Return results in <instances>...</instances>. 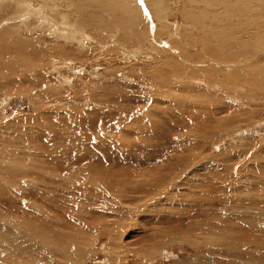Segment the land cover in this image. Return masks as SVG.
Returning a JSON list of instances; mask_svg holds the SVG:
<instances>
[{"label":"rangeland","instance_id":"1","mask_svg":"<svg viewBox=\"0 0 264 264\" xmlns=\"http://www.w3.org/2000/svg\"><path fill=\"white\" fill-rule=\"evenodd\" d=\"M164 1L167 17L173 15L155 20L150 8L145 6L144 0H138L141 5L135 0L142 11V19L148 25L146 32L149 34L148 42L145 40L137 46L134 40L125 39L123 42L119 40L124 28H119L120 30L112 28V31L109 29L110 32L104 28L96 29L98 30L96 32L86 31L81 29L73 18L67 19L66 25L85 35V38L80 35L77 37L81 40L80 43L77 39L68 42L52 38L48 34L35 33V36L40 34L38 35L40 39L43 38L40 44L42 47L50 45L60 52H66L64 48L70 50L64 58L55 55L43 61L46 62L42 72L43 80H37L36 88L31 86L35 82L33 77L29 81H21L28 79L33 70L26 71L24 68L6 70L0 67L2 87L0 120L13 122L14 119H21L23 122L20 130H15L12 125L15 130L12 134H8L4 129L0 131L1 140L4 138L7 144H13L20 149L15 156L17 159L15 164L24 168V176L18 179L17 184H9V189L13 195L23 197L27 205L31 207L35 205L36 208L33 209L35 213H38V207H44L43 199L47 198L49 204L45 210L54 221L53 230L49 233L53 236L57 231L65 230L68 233V239L66 236L64 241H60L66 247L67 257L70 255L68 259L60 255L61 250H55L61 248L55 243H52L53 246L43 247L48 252L45 258L51 264H194L197 257L203 258L204 262L200 261V264H210L205 258L203 248L197 246H206L203 238L194 231L187 230L189 226L197 223L200 228L197 226L195 229L199 231L206 228L210 233L212 229L223 237L234 236V241L240 244L241 241L246 242V247L242 246V252L247 249L248 257L244 259L241 252V255L235 258L245 264L259 262L264 264V178H261L262 181L254 178L256 174L264 177V100L254 98L247 100L245 95L251 92L240 85L224 88L214 83L215 89H210L195 80L185 84V87L191 85L193 90L197 91L193 93L194 95L204 94L205 98L208 97L209 101L214 102L213 104L221 102V105L240 108L236 101L238 99L243 110L249 109L252 105L250 109L259 110V115H251L252 112L248 111L220 121L228 115L226 109L218 106H215L217 109H213L187 105L190 99L184 95L190 93H184L185 88L180 84L174 85L172 78L168 80L169 86L156 85L150 73L153 72L155 75L168 73L164 69L149 72L147 65L149 66V63L153 65L160 60L161 55H156L159 49H165L172 55L173 52H177L176 47L171 45L172 42L179 41L185 44L180 41L184 32V21L179 12L183 0H178L177 3L176 0ZM52 2L56 3L55 6L47 3L48 16L51 19L60 21L68 16L76 18L68 3L63 0ZM168 11H171L170 14ZM101 18L105 23L111 21L109 13L106 12ZM164 20L167 21L165 24L168 29L169 25L172 27L173 33L169 32L160 38L150 36L155 31L158 24L156 22ZM33 21L34 16L31 15L30 22ZM138 24V29L143 30V21ZM13 30L11 32L16 35V30ZM130 30L129 34H132ZM184 49L188 50L187 46ZM192 52L195 50L189 53ZM75 54L77 59L73 56ZM25 60L32 63L29 58L25 57ZM185 66L187 70L195 69L198 73L205 69L202 63L186 62ZM35 70L37 71V68ZM219 73L215 77L218 80L224 77L223 73L220 75ZM231 76L225 73V77ZM44 87L53 88L54 98L59 100L62 98L63 101L48 102L51 98L47 97L51 94L36 98V92L44 95ZM198 102L201 103V99H198ZM37 105L41 108L49 107L51 112L58 108L72 114L61 115L52 112L37 117L35 116ZM149 107H157L159 112L151 113L150 119L147 120L139 118L138 114L143 118L146 116L144 112H149ZM125 112L132 113L134 118H128L129 114ZM196 118L199 124L197 127L192 125ZM132 119L137 120L133 122ZM216 120L220 122L215 124ZM209 124H212L211 128L215 126L218 128H214L210 133L207 131L205 141L194 139L193 136L190 139L185 138L186 131ZM127 127L137 131L124 134L120 138L123 142L120 143L116 136ZM77 129L79 132H76ZM214 133L218 135L215 136ZM76 134H82L84 137L78 138ZM180 134L184 137L181 135L177 138L176 136ZM32 144L42 149L36 152ZM122 144L125 149L119 150ZM52 145L56 148L53 149ZM23 146L27 148L24 149ZM1 148L2 146L0 162L5 159L9 162L8 157L2 156L8 149L5 147L2 151ZM28 150L29 152H26ZM22 154L24 156H21ZM178 156L192 158L185 165H181L177 162ZM6 165L9 164H3ZM183 169L185 174L191 172L192 180L187 184L183 183L185 175L180 174ZM156 171H160L161 174ZM171 172L176 176L180 174L177 177L178 187L168 179ZM85 173L91 174L90 177L96 175V179L92 176L93 180L90 178L92 181L88 183ZM144 173L146 175H143ZM155 173L153 181L165 180L171 185L159 183L160 189L149 190L152 196L157 193L158 199L155 198L146 205L143 200L146 194H140V190L134 191L127 186L129 184L130 187L131 181L150 179L148 176ZM138 175L140 176L136 177ZM251 183L253 184L249 185ZM236 184L240 186L237 187ZM235 185L237 188H234ZM240 191H243L242 198L239 195ZM2 198L5 199L4 196ZM155 201L158 202L155 204ZM16 206L17 203L7 201V210L5 211L1 205L0 208L9 214ZM225 207L227 213L219 214L218 211ZM1 209L0 214L3 213ZM228 214L233 218V221L230 218L232 224L229 228H225V225L219 222H216L215 226L211 224L212 216L216 215L220 221H224V216L227 217ZM241 218L243 220L239 221ZM65 222L68 225L66 228L63 226ZM86 223L94 227L85 230ZM231 231L232 233L227 236ZM165 234H168L167 241L162 238ZM192 240L198 241L196 248L190 246ZM35 242L40 243V235ZM34 244L36 243L31 239L25 240L28 250L34 249ZM85 247L84 253L81 254ZM15 254L21 259L28 257L26 252L17 251ZM78 254L81 255L80 259L77 258ZM213 256L220 259L221 264L229 263L225 261L226 256L222 253H213Z\"/></svg>","mask_w":264,"mask_h":264},{"label":"bare ground","instance_id":"2","mask_svg":"<svg viewBox=\"0 0 264 264\" xmlns=\"http://www.w3.org/2000/svg\"><path fill=\"white\" fill-rule=\"evenodd\" d=\"M52 1L53 0H0V67L3 69H6V70H12V69H17V68H24V69H26V71L33 70L32 75L28 79H26V80L21 79V81H29V79H32L31 77H33L35 79V82H33L32 83L33 85H31V86H33L35 88L37 87V80H43V77H42L43 73L42 72L46 67L45 66L46 62L43 63V61L46 59H49L50 56H55V55L58 57L64 58L65 56L68 55L70 50L67 51V49L64 48V50H66V52H60V51H58V49H54L55 47H51L50 45H48V47H47V45H46V47H42L40 44H42L41 40L43 38L40 39V37L38 36L40 34H38L36 36L34 34L35 33L36 34L37 33H41V34L44 33V34H48V36L51 35L52 38L56 37L59 40L64 39L68 42L76 40L77 37H79V35L82 36V38H83V36L85 38V35H82V32H80L79 30H76L72 26L70 28H68L69 26L66 25V23L68 22L67 19L73 18V20H76L77 24L82 27L81 29H86V31L95 30V32H96V31H98L96 29H99V28H102V29L104 28L105 31H107L106 29H108V30L111 29V31H112V28L113 29L118 28V30H120L119 28H124V33L120 35L121 37L119 38V40L122 42L125 39L134 40L135 46L140 45L145 40H146V42H148V37H149L148 35L149 34H147V32H146L148 25H147L146 21H144L142 19V17H141L142 11L140 10L139 6H137L135 0H63L65 3H68L70 6L69 8H71L75 12L76 18H74V16H68V18L61 19L60 21L51 19L48 16L49 8H47V3L54 5V6L56 4V3L54 4V2H52ZM136 1L138 4L141 5V3L138 2V0H136ZM144 2L146 3L145 6L147 5L150 8L152 16L155 20L168 18L169 16L171 17V15H173V14H171V15H168V17H167V11H165L166 5H165L164 0H144ZM168 2L170 3V1H168ZM175 2L177 3L178 0H176ZM181 4H182L181 5L182 7L179 10V12H180L181 18L184 21V25L182 24L184 32L181 34L182 38H180V41L182 40V42L185 43L184 45L187 46L188 50L184 49L185 46L183 44L179 43V41H174L171 43V45L175 46L177 49V52H175V53L173 52L174 55L169 54L168 51H166L165 49H159V51H158V53H156V55H161L160 60L156 61V63L153 61L154 62L153 65H152V63L151 64L149 63V66L147 65V67H148L147 69L149 70V72H151L153 70L164 69L165 71H167L168 74L167 75H165V74L155 75L153 72H151L150 76L152 78V81H154L156 83V85H158V84L164 85L165 84V85L169 86L170 83L168 82V80H171V78H172L174 85L180 84V86L185 88V89H183L184 93H187V92L190 93V95H184V94L183 95L190 99L188 101V103H186V104L191 106V107H206V108L217 109V108H215V106H218L219 108L226 109V112L228 113V115L226 116V118H221L220 121L221 120H227V119H229V118H231L237 114L248 112V111L252 112L251 115H259V110L250 109L251 107H253V105L250 106L249 109L243 110L241 108L242 103L240 101H238V99L236 101H237V103H239L240 108H236V107L231 108L230 106L221 105V102H218L217 104L216 103L213 104L214 102L209 101V99H207L208 97L205 98L204 94L203 95H200V94L194 95L193 93H196L197 91L195 92L191 85L188 87H185V84H188L191 81L195 80L196 82L198 81V83L203 84L204 87L206 86L210 89H215L213 87L214 83H218L219 86L224 87V88H227L230 85H240L241 88H247L248 91L251 92V93H248L245 95L247 100H252L253 98L264 100V0H183L181 2ZM213 4H216V5H213ZM170 6H172V3L170 4ZM170 6H169V8H171ZM104 12H106L107 14L109 13L111 21L108 22L106 20L108 23H105V21L102 20V18H101L103 16ZM170 12H169V14H170ZM31 15L34 16V21L32 23L30 22V16ZM140 21H143V23H144V27H143L144 29L143 30L138 29V25H139L138 23ZM165 22H167V21L164 20L161 22H156L158 24L155 28V31L154 32L152 31L153 33L150 36L160 38L161 36L166 35L169 32L171 33L172 27H170V25H169V29H168V27H166ZM13 29L16 30L15 31V32H17L16 35L11 32V31H14ZM70 29H72V30H70ZM129 30L132 32V34H129L130 33ZM109 32H110V30H109ZM144 33H145V35H144ZM95 35H96V37L98 36L97 34H95ZM98 40H100V39H98ZM101 40H102V38H101ZM79 41L81 42V40H78L77 42L80 43ZM98 46H99V44H98ZM153 48L154 47H152V49ZM27 50H31V51H27ZM193 50H195V52H192V54L189 53L190 51H193ZM19 55L22 57H17ZM73 56H75V58H76L77 54H75ZM25 57L31 59L30 61L32 63H27V60H25ZM68 57H66V58H68ZM154 57H155V54H153L152 59H154ZM69 58H71V57H69ZM24 61H26V63H24ZM186 62H188L189 64H192L193 62L195 64L202 63V67H205V69L202 70L201 72H199L200 74L195 69H193V71H191V69L187 70L186 66L184 67V64ZM187 66H188V64H187ZM36 68H37V71L35 70ZM219 72L223 73L222 76H224V77H222L221 79L218 80L215 77L218 75L217 73H219ZM220 73H219V75H220ZM225 73H229L232 76L230 78L229 77L227 78V77H225ZM199 81H202L203 83L199 82ZM167 86H165V87H167ZM165 87H162V88L165 89ZM0 88H2V87L0 86ZM150 89H151V87H150ZM7 90H10V89H7ZM31 90H34V89L31 88ZM31 90H28V92H30ZM2 91H4V90H2ZM43 92H44V95H43V93H40V92L37 93L36 92V94H35L36 98L39 96H41L43 98L46 95L51 94L49 97H47V98H51L48 102H57V100L63 101L62 98L60 100L54 98L55 94L53 93L54 92L53 88L44 87ZM168 92H170V89ZM95 93H94V95H95ZM208 93H210V92H208ZM14 94H16V93H14ZM198 99H201V103L198 102ZM156 108L151 107L149 112H144L145 115L148 117L144 116V118H143L139 114H138V117L141 118L142 120H144V119L147 120L150 117L151 113L159 112V111H157L158 108L157 109ZM139 110H141V109H139ZM52 112L56 113V114L58 113L61 115H62V113L69 114V113H67V111L59 110L58 108ZM52 112H51L49 107L41 108V107H39V105L35 106V113H36L35 116L37 115V117L39 115L45 116V114H48V113L50 114ZM75 112H76V110H75ZM70 113H71V111H70ZM82 113L80 112V114H82ZM125 113H128V112H125ZM71 114H69V115H71ZM136 116L137 115H135V117ZM68 117H71V116H68ZM127 117L128 118L133 117L132 113L129 114ZM20 120L21 119H14V120H12L13 122H11V121L1 122V120H0V131H1V129H4L6 132H8V134H12V133H14L15 130H20L22 123H23ZM135 120H137V119H134L133 122ZM120 121L121 120H119V122ZM220 121L216 120L214 123L218 124V122H220ZM131 123H132V121H131ZM71 124H72V122H71ZM193 124L196 127H197V125H199L197 118L195 119L194 122H192V125ZM212 124L202 125L200 127L198 126V128L192 129L193 131L192 130L186 131L184 133V135L187 137H185V138L190 139V137L193 136V137H195L194 139H200V140L203 139V141H205L204 139H205V137H207V133H210L211 131H213L214 128H216V126L211 128ZM12 125L15 128V130H13ZM222 129H221V131H222ZM9 131L11 133H9ZM42 131L47 132V133L50 132L49 130H42ZM136 131H137L136 129L131 130L130 128L127 127L125 130L122 129V131L120 133H118L116 137H117L118 141L120 143H122L123 141L121 142L120 138L124 134L132 133V132H136ZM76 132H79V130ZM82 134H76V136L78 138L79 137L82 138V137H84ZM182 134H180L176 137L179 138ZM214 135L217 136L218 134L214 133ZM203 136H204V138H203ZM30 137H28V138H30ZM206 139H208V138H206ZM0 140H1V138H0ZM104 140H106V139H104ZM1 141L2 142H0V146H2V148H1L2 151L4 150L5 147L8 149V151L6 153H2V156L8 157L10 161L7 162L5 159V160H2L0 162V205L5 208L4 209L5 211L7 210L6 209V202L7 201H13V203H17V206L15 207L14 211L9 213V214H7L5 211H3L1 209L2 207L0 208L1 211L3 212L2 214H0V264H51L45 258V256L48 254V252H46L43 247L50 246V245L53 246L54 244H52V243H55L56 245L60 246L61 248H55V250H58V251L61 250L60 255L63 256L64 258L68 259V257L70 255L67 257L66 247L61 244L62 242H60V241H64V238H66V236L68 239V235H67L68 233L65 230L57 231L55 236H53L51 233H49V231L53 230V224L54 223H52V222H54V221L51 220V216L48 214V211L45 210L46 206H48V204H49V202L47 201V198L43 199V201H44L43 206L44 207H41V208L38 207L37 208L38 213H35L33 211V209L36 208L35 205H32L33 207H31V205H29V204L27 205V201L25 199H23V197H21V196L17 197V195H13L11 193V190L9 189L10 188L9 184H11V183L17 184L19 182L18 179L20 177L24 176V170H23L24 168H22V166H18L15 164V162L17 160L15 156L17 153L20 152L19 151L20 149H18V147L13 145V144H7L4 141V138ZM110 141L111 140H109V142ZM24 143H26V142H24ZM98 144H99V142H98ZM32 145L36 148V150H34L36 152H38L39 149H42L41 147H39L36 144H32ZM3 146H5V147H3ZM116 146H119V145H116ZM52 147H53V149L56 148L55 145H52ZM23 148L25 149L27 147L23 146ZM53 149H51V150L53 151ZM122 149H125L123 144H122V147L119 146V150H122ZM26 152H29V150ZM259 152H260V150H259ZM21 156H24V155L22 154ZM190 158H192V157L184 156L182 158L181 156L180 157L178 156L177 162L181 165H185L186 163H188V161H190ZM3 164H9V165L3 166ZM259 166H261V165H259ZM156 172H160V171H156ZM174 172H171V174H169L168 179L171 180L170 183H172L176 186L177 185L179 186V183L177 181V177L180 174L185 175V178H183V180H184L183 183L187 184V182H190V180H192L191 175H190L191 172L189 174L188 173L185 174L184 173L185 170L183 169L181 171V173L178 174L177 176L172 175ZM132 174H133V172H132ZM134 174H136V173H134ZM160 174H161V172H160ZM237 174H238V172H237ZM240 174H242V173H240ZM89 175H91V174H89ZM89 175L86 174V177L84 176L85 178L88 179V181H87L88 183H90V181H92L93 179H96L95 178L96 175H94V176L92 175L93 179H92V176L90 177ZM140 175H142V174H140ZM140 175H138L136 177H139ZM143 175H146V174L144 173ZM155 175H156V173L153 176H148V178H150V179L143 178V180L140 182L131 181L130 187H129V184L127 186L129 189L134 190V191L140 190L141 191L140 194H146L145 199H143V200H145L144 202L146 205H147V203L148 204L151 203L152 202L151 200H154L155 198L158 199V196L156 197L157 193H155V195L152 196L153 194H149L151 192H148V191L154 190V189H160L159 183L166 184L169 182V181L166 182L165 180H163V181L159 180L160 182L159 181H153V178L155 177ZM255 176H254L255 180L259 178L262 181L261 178H264L261 176V174L257 175L256 177ZM90 178L92 180H90ZM161 178H162V176H161ZM112 181H113V179H112ZM252 184L253 183H251L249 185H252ZM167 185H171V184L168 183ZM236 185H237V187L240 186L238 184H236ZM236 185L234 188H237ZM107 190H109V189H107ZM155 192H157V191L155 190ZM240 192L241 193L239 195H240V198H242L243 197V191H240ZM112 193H113V191H112ZM117 193H121V192H117ZM121 195H123V193ZM121 195H119V196H121ZM147 195H148V197H147ZM3 196L5 197V199L2 198ZM232 196H234V195H232ZM24 197H26V196H24ZM51 197H52V195H51ZM157 202L158 201H155V204ZM27 207H28V209H27ZM226 210H227V207L219 210L218 212H219V214L227 213ZM3 214H5V215H3ZM211 218L213 219V221L211 223L213 226L216 225V222H219L221 225H223V226L225 225V228H229L231 226L232 222H231L230 218L233 221L232 215H230V214H228L227 217L224 216V219H225L224 221H220L216 217V215L212 216ZM241 220H243V219L242 218L239 219V221H241ZM59 222L62 223L63 221H59ZM255 223L258 224L257 221H255ZM63 226H64V228H66L68 225L65 222V224H63ZM84 226L87 227V228H85V230H90L91 228L94 227L93 225H87V223ZM197 226L200 228V225H198V223H197L196 225L189 226L187 228V230L189 232L194 231L196 235H199L200 237L203 238V241H204L206 246H204V245H197V246L200 248H203L202 250L205 253V256H206L205 258L207 260H209L210 264H221V260L216 258V256L218 257V255L213 256V253H217V252L222 253V255L226 256L225 261L229 262L228 264L244 263L243 261H241L235 257H238V255L242 252V246L244 248L246 247V245H247L246 242L241 241V244H240V243L234 241L235 240L234 236L230 235V237H228L229 238L228 239L226 237V235H224L227 238V241H226L225 237H223L221 234H216L217 231L214 232V230L211 229V231L209 230L210 231V233H209L208 230H206V228L200 229V231H199V230L195 229ZM231 233H232V231L230 233H228L227 236ZM38 235H40V243L35 242L37 240ZM69 236H71V234ZM237 237H238V235H237ZM162 238L167 241L168 234H165V236ZM170 238H171V236H170ZM28 239H31L34 243H36V244H34V249H32V250H28L26 248L25 240H28ZM237 239H239V238H237ZM187 241H188V239H187ZM196 242H198V241L192 240L190 242L191 243L190 246L196 248ZM214 243H216V244H214ZM231 244H233V245H231ZM229 248H231V249H229ZM85 249H86V247L83 250H81L80 253L83 254ZM231 250H232V252H231ZM246 250L244 249L243 252L241 253L242 255L240 254L241 256L244 257V259L246 257H248L246 254ZM17 251L28 253V257L26 259L19 258L15 254V252H17ZM212 251H213V253H212ZM77 258L80 259L81 255L78 254ZM69 259H71V258H69ZM200 261H203V258L197 257L194 260V264H200ZM255 264H261V263L259 262V263H255Z\"/></svg>","mask_w":264,"mask_h":264}]
</instances>
